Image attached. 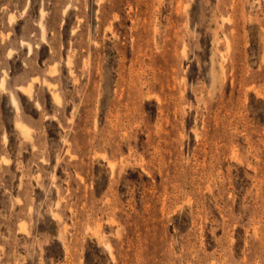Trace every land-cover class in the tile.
I'll list each match as a JSON object with an SVG mask.
<instances>
[{
	"label": "rangeland",
	"instance_id": "rangeland-1",
	"mask_svg": "<svg viewBox=\"0 0 264 264\" xmlns=\"http://www.w3.org/2000/svg\"><path fill=\"white\" fill-rule=\"evenodd\" d=\"M0 264H264V0H0Z\"/></svg>",
	"mask_w": 264,
	"mask_h": 264
},
{
	"label": "bare ground",
	"instance_id": "bare-ground-1",
	"mask_svg": "<svg viewBox=\"0 0 264 264\" xmlns=\"http://www.w3.org/2000/svg\"><path fill=\"white\" fill-rule=\"evenodd\" d=\"M1 83H3V82H1ZM21 88H22V87H21ZM24 89H26V88H24ZM21 90H23V88H22ZM23 91H24V90H23ZM26 91H28V90H26ZM26 91H24V92H26ZM11 102H12L13 105L16 106V101L14 100V98H11ZM16 128H17L19 131H21L23 134H26V133L28 132V131L26 132L25 128H23L22 125L19 124V123L16 124Z\"/></svg>",
	"mask_w": 264,
	"mask_h": 264
}]
</instances>
